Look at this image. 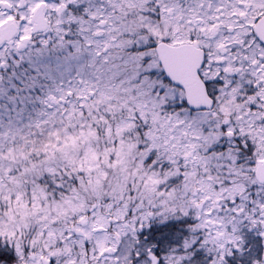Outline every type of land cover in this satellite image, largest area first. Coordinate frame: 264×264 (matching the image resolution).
I'll list each match as a JSON object with an SVG mask.
<instances>
[{
    "label": "snow or ice",
    "instance_id": "snow-or-ice-1",
    "mask_svg": "<svg viewBox=\"0 0 264 264\" xmlns=\"http://www.w3.org/2000/svg\"><path fill=\"white\" fill-rule=\"evenodd\" d=\"M0 264H264V0H0Z\"/></svg>",
    "mask_w": 264,
    "mask_h": 264
}]
</instances>
